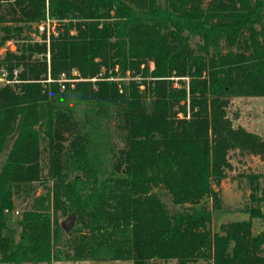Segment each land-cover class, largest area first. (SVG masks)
<instances>
[{
    "label": "trees",
    "instance_id": "1",
    "mask_svg": "<svg viewBox=\"0 0 264 264\" xmlns=\"http://www.w3.org/2000/svg\"><path fill=\"white\" fill-rule=\"evenodd\" d=\"M46 16L48 43L31 37ZM10 39L0 264H264L260 198L219 231L204 203L220 208L231 151L264 154L227 113L236 96H264V0H0V47ZM60 74L75 80L61 88ZM16 197L30 203L13 224ZM59 213L75 225L64 242Z\"/></svg>",
    "mask_w": 264,
    "mask_h": 264
},
{
    "label": "rangeland",
    "instance_id": "2",
    "mask_svg": "<svg viewBox=\"0 0 264 264\" xmlns=\"http://www.w3.org/2000/svg\"><path fill=\"white\" fill-rule=\"evenodd\" d=\"M31 37L34 40L42 38V34L33 31ZM8 47L11 50L16 48L15 41L10 39L3 47H0V53ZM72 74H76L75 71ZM73 75L60 74L59 79H72ZM48 78V76H47ZM51 78V76H50ZM52 79V78H51ZM47 80V79H46ZM75 80V79H74ZM51 81V80H50ZM58 82V81H57ZM65 81L59 80L61 88ZM69 82H72L69 81ZM71 84V83H70ZM71 85L70 87H72ZM227 113L232 120L233 125H242L248 130L258 133L264 139V96H236L228 107ZM229 157L230 168L227 169L226 176L222 178L219 185H214L213 189L216 196L220 198V208H217L216 203L211 197L204 200L211 214L210 227L213 231H219L220 225L234 221L244 220L248 218V213L245 211V205L250 203L251 193L259 200V206L264 213V154L239 153L231 151ZM256 174L257 178L251 180L250 175ZM41 187H37V192H41ZM161 194L160 191H158ZM261 196V197H260ZM171 211L175 212L179 206L171 203L170 199L162 195ZM30 199L15 198V208L10 212L11 223L15 224L16 218L24 208H27ZM67 216H62L60 213L57 216L58 221L65 222ZM73 219L68 226V230L64 231L61 227L60 242H64L68 238V232L74 228ZM252 233L257 234L264 231V214L262 217L252 219ZM264 253V244H263ZM57 248H62L61 244ZM155 264H178L175 260L154 261ZM13 264V263H2ZM50 264H132L131 260H75L70 258H61L52 260ZM187 264H195L193 262Z\"/></svg>",
    "mask_w": 264,
    "mask_h": 264
},
{
    "label": "built area",
    "instance_id": "3",
    "mask_svg": "<svg viewBox=\"0 0 264 264\" xmlns=\"http://www.w3.org/2000/svg\"><path fill=\"white\" fill-rule=\"evenodd\" d=\"M54 21L52 19H50L48 16L45 17L44 20H42L38 25H37V32L39 33H45L46 34V38H45V41L48 43V38H49V34L51 32H54ZM46 58H47V61L49 62V53L47 52L46 54ZM19 70L18 69H14L13 72H12V77H9L8 76V73L7 71L5 70H2L0 72V82L1 83H7V84H14L16 82H18L19 80L17 79V74H18ZM54 81V79H51L50 78V75L48 74V78H47V81ZM59 80H63V81H71V80H74V79H71V78H67V79H56V81L59 82ZM62 86H64L62 84Z\"/></svg>",
    "mask_w": 264,
    "mask_h": 264
},
{
    "label": "water",
    "instance_id": "4",
    "mask_svg": "<svg viewBox=\"0 0 264 264\" xmlns=\"http://www.w3.org/2000/svg\"><path fill=\"white\" fill-rule=\"evenodd\" d=\"M72 219L67 218L65 222H61V227L63 228L64 231L68 230V226L71 223ZM156 262H152L151 264H155Z\"/></svg>",
    "mask_w": 264,
    "mask_h": 264
}]
</instances>
